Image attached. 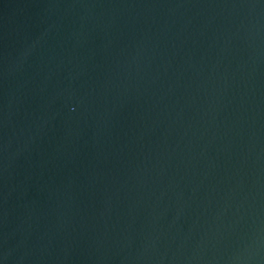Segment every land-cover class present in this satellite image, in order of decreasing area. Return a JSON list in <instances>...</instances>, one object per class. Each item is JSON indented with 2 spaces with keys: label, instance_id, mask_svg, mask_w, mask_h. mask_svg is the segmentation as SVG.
Instances as JSON below:
<instances>
[{
  "label": "water",
  "instance_id": "water-1",
  "mask_svg": "<svg viewBox=\"0 0 264 264\" xmlns=\"http://www.w3.org/2000/svg\"><path fill=\"white\" fill-rule=\"evenodd\" d=\"M0 264H264V0H0Z\"/></svg>",
  "mask_w": 264,
  "mask_h": 264
}]
</instances>
